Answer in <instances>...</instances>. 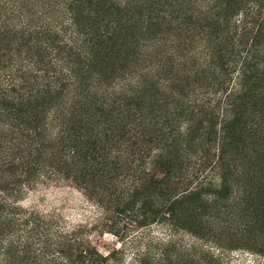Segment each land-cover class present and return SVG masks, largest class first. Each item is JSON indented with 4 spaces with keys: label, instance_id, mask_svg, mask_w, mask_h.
<instances>
[{
    "label": "trees",
    "instance_id": "16d2710c",
    "mask_svg": "<svg viewBox=\"0 0 264 264\" xmlns=\"http://www.w3.org/2000/svg\"><path fill=\"white\" fill-rule=\"evenodd\" d=\"M55 182L95 219L22 205ZM119 222L264 255V0H0V264H112L91 235Z\"/></svg>",
    "mask_w": 264,
    "mask_h": 264
},
{
    "label": "rangeland",
    "instance_id": "374dc122",
    "mask_svg": "<svg viewBox=\"0 0 264 264\" xmlns=\"http://www.w3.org/2000/svg\"><path fill=\"white\" fill-rule=\"evenodd\" d=\"M258 165L254 166L256 169L254 174H258L260 177L263 170H259ZM251 174L254 176L253 172ZM22 205L37 209L41 213L57 214L66 225L89 223L95 219V211L90 202L70 182L39 185L26 195ZM96 227L97 230L93 231L91 239L103 252L114 249L115 256L111 260L112 264H134L137 250L146 243L151 244L153 251L158 252L163 249L171 251L173 246H177L181 242L193 245L195 251L202 253L207 260L214 259L216 264H264V255L257 250L255 237H253L254 240L251 239L247 242V246H240L237 243L228 249L218 247L214 243L217 241L214 238L197 239L190 233L173 230L169 226L159 223L138 227L134 224L119 222L113 226L97 224ZM110 229L112 232H109ZM231 236L230 232L225 239L231 238ZM249 236L251 233L246 237Z\"/></svg>",
    "mask_w": 264,
    "mask_h": 264
}]
</instances>
